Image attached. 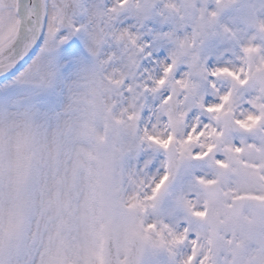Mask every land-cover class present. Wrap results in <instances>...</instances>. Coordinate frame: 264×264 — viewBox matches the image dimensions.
<instances>
[{"label": "rangeland", "instance_id": "obj_1", "mask_svg": "<svg viewBox=\"0 0 264 264\" xmlns=\"http://www.w3.org/2000/svg\"><path fill=\"white\" fill-rule=\"evenodd\" d=\"M14 5L0 0V30L3 16L17 24ZM216 7L215 0H127L123 8L116 0H76L64 12L48 1L49 28L86 26L90 55L57 52L46 32L36 59L0 82V264H102L110 230L121 262L134 234L145 244L140 264H264V213L249 206L239 221L223 213L231 197L264 196V96L253 82L264 69V0H231L211 19ZM161 23L177 45L186 41L176 66L189 68L153 88L122 41L134 44L145 25ZM205 58L246 83L225 74L213 90L194 67ZM225 111L243 135L220 136ZM169 143L181 168L160 194ZM215 178L222 226L211 247L202 186Z\"/></svg>", "mask_w": 264, "mask_h": 264}, {"label": "snow or ice", "instance_id": "obj_2", "mask_svg": "<svg viewBox=\"0 0 264 264\" xmlns=\"http://www.w3.org/2000/svg\"><path fill=\"white\" fill-rule=\"evenodd\" d=\"M230 2L231 0H215L217 7L215 10H209L208 16L211 19H215L219 15V11L226 7ZM126 3L127 0H116V5L121 8H123ZM141 7H144V5H141ZM73 27H75L74 32L68 27L50 29L47 5H45L44 14L39 17V32L35 36L34 41L28 47V50L19 58V60H17L6 73L0 75V82L17 75L29 65L30 61L36 59L38 54L44 48L46 42V32L54 33V38L57 39V52H65L75 49L82 56L90 55L87 47V27H76L75 22ZM145 28V32L141 33L138 37H135L134 44L129 45L126 39L122 41L125 45V54L138 61L136 67L140 69L141 73L144 75L145 85L153 88H162V86L167 83L169 73H172L176 79H179L182 72L188 71V65L176 66V61L179 58L180 53L186 48L187 44L185 40H181L177 45L171 38L170 30L164 27L163 23H161L160 29L158 30H154L151 25H145ZM259 28L264 31V22L259 24ZM129 31H131V29H129ZM225 31L229 30L225 28ZM194 39L195 34L193 36V40ZM252 50V46H248L243 49L245 52ZM113 55H115V51H113ZM72 58L76 59L75 56ZM194 67L207 73L208 78L212 81L209 86L217 92L220 90L216 89L215 80L222 74H227L228 76L237 79L241 85L246 83V79H240L239 74L230 69L226 64L209 65L207 58L204 59L202 65L197 61L194 64ZM240 71L242 72L243 69ZM162 98L164 101H167L169 96L162 93ZM224 98L225 97L223 95L219 96L217 102ZM189 114L191 115V113ZM145 115H147V109H143L141 111V118ZM196 158L199 159L198 156ZM166 179L167 174L161 177V181L157 183V187Z\"/></svg>", "mask_w": 264, "mask_h": 264}, {"label": "water", "instance_id": "obj_3", "mask_svg": "<svg viewBox=\"0 0 264 264\" xmlns=\"http://www.w3.org/2000/svg\"><path fill=\"white\" fill-rule=\"evenodd\" d=\"M61 9L66 12L75 3V0H58ZM44 0H16L15 1V13L18 17V24L16 31L10 38L0 44V75L6 73L19 58L28 50V47L34 41L35 36L39 32V17L44 14ZM255 81L260 85L261 90L264 92V71H259L255 75ZM171 108L174 110L175 102H171ZM231 124L225 123V129H236L235 123L229 120ZM226 131L224 130V133ZM168 157L170 163V174L164 181L165 190L172 184L177 170L179 168V162L176 159V151L174 146H169ZM209 204L207 211L204 215L205 223L210 227L211 242L215 240L219 231V219L213 215L212 207L215 200V196L219 193L220 188L218 184H211L206 188ZM246 205L245 197L234 198L231 200V205L226 207V214L229 217H238ZM256 207L264 209V200H256ZM107 237L105 248V259L103 264H120L115 255L113 246V235L110 232ZM130 251L126 256L124 264H139L141 255L143 254V242L136 237H132L130 242Z\"/></svg>", "mask_w": 264, "mask_h": 264}, {"label": "bare ground", "instance_id": "obj_4", "mask_svg": "<svg viewBox=\"0 0 264 264\" xmlns=\"http://www.w3.org/2000/svg\"><path fill=\"white\" fill-rule=\"evenodd\" d=\"M53 1V0H51ZM48 3V0H45V5H47ZM263 12L260 11V13H257L258 15H262ZM2 20H3V24H2V29L0 30V33L1 34H5V36L3 37V41H6L8 38H10L12 36V32H14L15 30V18H14V15H9V16H3L2 17ZM237 30V29H235ZM240 31V29H239ZM238 31V32H239ZM202 121V118L201 120ZM197 128L198 130H202V125H197ZM154 130H156L157 132H159L161 130L160 127H156ZM186 199L188 200V203L189 205H193V201L191 200V196L187 195L186 196ZM171 229H173L175 232H180L181 229H182V226L181 225H176L174 227H172Z\"/></svg>", "mask_w": 264, "mask_h": 264}]
</instances>
